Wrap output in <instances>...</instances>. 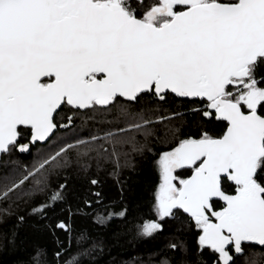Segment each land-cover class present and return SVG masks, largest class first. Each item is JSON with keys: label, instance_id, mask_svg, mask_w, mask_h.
Instances as JSON below:
<instances>
[{"label": "snow or ice", "instance_id": "obj_1", "mask_svg": "<svg viewBox=\"0 0 264 264\" xmlns=\"http://www.w3.org/2000/svg\"><path fill=\"white\" fill-rule=\"evenodd\" d=\"M115 221L138 264H264V0H0V249L101 264Z\"/></svg>", "mask_w": 264, "mask_h": 264}, {"label": "trees", "instance_id": "obj_2", "mask_svg": "<svg viewBox=\"0 0 264 264\" xmlns=\"http://www.w3.org/2000/svg\"><path fill=\"white\" fill-rule=\"evenodd\" d=\"M125 176L128 175L126 172ZM140 179H132L128 181V185L131 188V192L128 194L130 200H135L141 204V211L145 214L149 213V184L153 177V170L151 166V158L141 160L139 162L137 173L135 174ZM99 178L103 181L102 192L105 196V202L109 200H117L119 194V186L116 184L115 179L107 174V171L101 172ZM123 179V177H121ZM79 186V185H77ZM94 191H101V189H94ZM91 211V209H88ZM119 221H115L112 225V230L106 232L101 229H93L91 225L86 222L78 224V227H88L89 232L94 237H105L113 246L110 252L102 257L101 264H138L139 258H146L149 251L153 249L157 242L148 239H134L131 234H125L120 236H114L113 233L117 231L115 224ZM11 225V221L8 225L3 226V231H7ZM31 230L27 227H23L19 230L16 247L12 248L8 246L0 249V264H20L22 261H26L31 252L32 239L25 240L21 243V239L25 236H30ZM61 238H63L61 234ZM118 241V243H117ZM41 243L47 244L51 251L55 245L51 236H44L40 239Z\"/></svg>", "mask_w": 264, "mask_h": 264}]
</instances>
